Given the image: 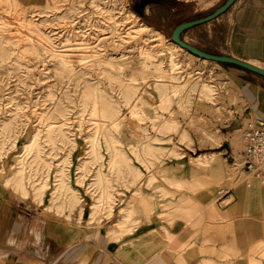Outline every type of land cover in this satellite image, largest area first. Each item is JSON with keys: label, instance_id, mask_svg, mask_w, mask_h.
<instances>
[{"label": "rangeland", "instance_id": "rangeland-1", "mask_svg": "<svg viewBox=\"0 0 264 264\" xmlns=\"http://www.w3.org/2000/svg\"><path fill=\"white\" fill-rule=\"evenodd\" d=\"M140 1L0 0V177L23 196L42 201L47 195L48 208L59 214L68 209L81 219L90 212L96 225L104 219L112 238L116 226L131 232L145 221L162 228L155 232H166L167 221L171 228H186L192 239L201 234L200 250L196 240L170 244V264H264V184L246 182L248 116L237 82L264 77L173 44L177 25L208 15L226 0H173L174 10L165 4L144 15L135 10ZM245 1L186 30L182 39L227 55L229 16ZM144 24L164 39L143 35ZM156 64L174 78L154 76ZM97 94L113 114L94 107ZM114 114L122 119L116 126ZM167 119L177 126H166ZM63 120V132H47L50 123ZM37 132L39 141L28 152L25 146ZM233 138L238 153L228 149ZM200 154L207 158L196 160ZM255 185L263 191L247 195ZM223 188L236 200L222 207ZM240 211L250 218H231ZM216 229L225 232L220 245ZM198 253L203 259L194 260Z\"/></svg>", "mask_w": 264, "mask_h": 264}, {"label": "crops", "instance_id": "crops-1", "mask_svg": "<svg viewBox=\"0 0 264 264\" xmlns=\"http://www.w3.org/2000/svg\"><path fill=\"white\" fill-rule=\"evenodd\" d=\"M165 4L174 10L178 3L155 0L147 5L146 10L155 6L161 8ZM229 17L227 55L262 65L264 0L239 3ZM237 82L244 114L248 116L246 120L264 121V81L253 82L241 77ZM243 122L241 120L240 124ZM233 139L228 149L232 151L233 148L238 153L237 142ZM50 205L47 195L42 201L34 196H23L0 177V257L4 259L0 264H170L175 259L166 250L170 244L181 246L196 240L197 250L202 247L201 234L192 239L186 228L180 225L171 228L167 221L166 232H155L162 231V228L154 227L148 221L131 232H122L116 226V236L112 238L109 233L112 227L108 228L104 219L96 225L90 222V212H83L80 219L68 209L61 214L50 210ZM201 214L204 215L202 218H208V212ZM231 218L250 216L248 212L240 211ZM224 234L221 229L215 230L218 245L224 242ZM173 236L175 238L172 239ZM200 259L203 255L196 254L194 260Z\"/></svg>", "mask_w": 264, "mask_h": 264}, {"label": "bare ground", "instance_id": "bare-ground-1", "mask_svg": "<svg viewBox=\"0 0 264 264\" xmlns=\"http://www.w3.org/2000/svg\"><path fill=\"white\" fill-rule=\"evenodd\" d=\"M145 12V11H144ZM142 28L143 29H140L139 30V32H141L143 35H148V34H153V36H157L159 39H161V40H163L164 39V35L161 33V32H159L158 30H156V29H154L153 27H151V26H149V25H146V24H144L143 26H142ZM174 44V46H181L180 44H178V43H176V42H174L173 43ZM182 47V46H181ZM3 48V46H1V49ZM173 51L170 53V62L171 63H174V58H173ZM137 57V56H136ZM66 59V58H65ZM253 64H255V65H257V66H260V67H262V68H264V66H262V65H259V64H257V63H253ZM149 71V70H148ZM155 74H154V76H156V77H159V78H167V77H170V78H174V75H173V73L172 72H169L168 74L165 72V71H163L162 70V68H161V66H160V64H156V67H155ZM203 89H204V92L205 93H209L210 91H211V86L209 85V84H204L203 85ZM133 90V86L131 85V84H128V88H127V92H129V91H132ZM178 91V88L177 87H175V92H177ZM144 99H146V98H144ZM167 101H169V98H167L164 102H167ZM93 103H94V107L96 108V105L97 104H100L101 105V107H102V111L104 112V113H106V114H108V115H111V114H113V109L111 108V105H110V103L107 101V99H106V97H104L102 94L101 95H94V98H93ZM134 113H137L136 111H134ZM122 121V119L120 118V116H118V114L117 115H113V119H112V121H111V123H112V125L113 126H116V125H118L120 122ZM166 123V126H168V127H175V126H177V121L176 120H174V119H167L166 121H165ZM67 124V122H64V120L63 121H60V122H53V123H50L49 124V126H48V128H47V132L48 133H52V132H54V131H58V132H63L64 131V126ZM39 141V133L37 132V133H35V135H34V137H33V139H31V141H29V143L25 146L26 147V150L29 152V151H31L35 146H36V144H37V142ZM244 146H245V144H244ZM245 148V147H244ZM205 158H207L206 157V155H202V154H200V155H197V157H195V159L196 160H204ZM20 169H22V168H20ZM20 171H18V173H19ZM17 177H15V179H16ZM18 178H20V177H18ZM17 178V179H18ZM22 179V178H21ZM21 179H19L20 181H17V184H19V186L20 187H22V189L24 190V192H25V194H27V191H26V187H25V185H24V183H23V181L21 180ZM60 179H64V176H61V178ZM23 184V185H22ZM65 185V184H64ZM67 186V185H66ZM63 188H66L65 186H63V187H61V190H63ZM70 189V188H69ZM69 189H68V191H69ZM72 191H74V189L72 188ZM263 191V187H260L259 185H255V188L253 189V190H251V191H247L246 192V194L248 195V194H251V195H257V194H259L260 192H262ZM73 197V196H72ZM243 200V199H242ZM72 202L74 201V199L73 200H71ZM228 205V204H227ZM227 205H225V206H227ZM110 212L111 213H113V206L112 205H110ZM125 220H123V221H120V222H118L117 224L120 226V227H124L125 226ZM234 264V263H233Z\"/></svg>", "mask_w": 264, "mask_h": 264}, {"label": "built area", "instance_id": "built-area-1", "mask_svg": "<svg viewBox=\"0 0 264 264\" xmlns=\"http://www.w3.org/2000/svg\"><path fill=\"white\" fill-rule=\"evenodd\" d=\"M245 144L244 172L248 186L253 182L264 184V121L248 119L243 126ZM234 193L231 189L223 188L219 192L220 206L231 204Z\"/></svg>", "mask_w": 264, "mask_h": 264}, {"label": "water", "instance_id": "water-1", "mask_svg": "<svg viewBox=\"0 0 264 264\" xmlns=\"http://www.w3.org/2000/svg\"><path fill=\"white\" fill-rule=\"evenodd\" d=\"M155 0H141L140 3L135 6V10L138 11L141 15H144V10L146 9L147 5L154 2ZM237 0H226L221 6L216 8L213 12L209 13L208 15L197 18L194 20L185 21L175 27L172 33V39L174 42L180 44L182 47L189 50L191 53L205 59L214 60L220 63H226V64H233L240 68H243L245 70L251 71L255 74H258L262 77H264V68L257 66L255 64H252L248 61L235 58L230 55L226 54H212L205 50L200 49L199 47L190 44L182 39V34L195 26H198L200 24L212 21L214 19H217L222 14L226 13L236 2Z\"/></svg>", "mask_w": 264, "mask_h": 264}, {"label": "trees", "instance_id": "trees-1", "mask_svg": "<svg viewBox=\"0 0 264 264\" xmlns=\"http://www.w3.org/2000/svg\"><path fill=\"white\" fill-rule=\"evenodd\" d=\"M238 67V66H237Z\"/></svg>", "mask_w": 264, "mask_h": 264}]
</instances>
